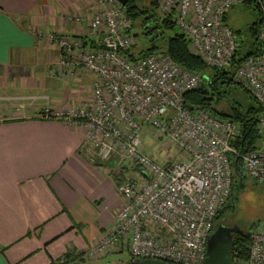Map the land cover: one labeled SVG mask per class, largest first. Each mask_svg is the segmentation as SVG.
<instances>
[{"label": "built area", "instance_id": "obj_1", "mask_svg": "<svg viewBox=\"0 0 264 264\" xmlns=\"http://www.w3.org/2000/svg\"><path fill=\"white\" fill-rule=\"evenodd\" d=\"M263 0H158V12L170 18L188 39V47L211 67L227 68L238 45L223 20L232 7ZM88 37L50 33L60 52L58 65L67 77L86 78V88L68 110L45 108L41 118L58 119L83 131L92 159L115 162L137 173L117 184L122 203L115 225L87 251L60 264H79L85 258L108 254L126 242L130 260L159 259L173 264H201L215 217L230 191L232 156H239L246 177L264 185V51L247 56L234 67L233 79L262 106L258 126L260 145L242 154L229 143L237 122L220 119L204 109H189L184 94L196 88L201 76L175 62L165 52L131 59L134 45L125 4L91 0ZM263 11V10H262ZM264 13V11H263ZM66 22H79L68 14ZM264 42V18L258 29ZM179 150L178 160L156 161L145 153L141 133ZM164 140V141H165ZM249 255L243 264H264V226L249 232Z\"/></svg>", "mask_w": 264, "mask_h": 264}, {"label": "crops", "instance_id": "obj_2", "mask_svg": "<svg viewBox=\"0 0 264 264\" xmlns=\"http://www.w3.org/2000/svg\"><path fill=\"white\" fill-rule=\"evenodd\" d=\"M91 12V0H0V264H60L115 225L122 200L114 174L120 168L92 159L82 129L40 117L45 108L73 107L87 83L62 73L48 35L92 43ZM68 14L82 19L66 22ZM131 172L124 176L134 177ZM129 259L120 241L108 254L79 264Z\"/></svg>", "mask_w": 264, "mask_h": 264}, {"label": "trees", "instance_id": "obj_3", "mask_svg": "<svg viewBox=\"0 0 264 264\" xmlns=\"http://www.w3.org/2000/svg\"><path fill=\"white\" fill-rule=\"evenodd\" d=\"M250 3H254L258 9V17L246 26L243 38L240 28L235 29L230 26L237 37L238 45L232 56L230 67L225 68V73L222 72L223 68L208 66L189 49L188 39L180 30H174L176 27L174 22L170 18L162 17L159 14L158 0H128L125 4L126 15L131 22V27L138 22L144 35L149 39V45L145 50L136 55L132 51V46L125 51V55L134 59L151 52H165L175 62L190 71L198 73L200 76L203 74L207 75L210 80L209 83L201 81L196 88L184 94L185 104L191 110L204 109L220 119H229L237 122L239 125L238 131L230 138L229 143L240 154L257 148L261 143L262 132L258 126V118L263 111L262 106L243 86L249 97L252 98V102L246 107L225 102L221 93L215 92V89L219 79H226L241 86L233 79L234 67L247 56L256 55L264 51V42L259 40L258 37V29L264 18V13L261 6L255 1H247L243 4ZM234 7L230 8L223 17L226 24H228L229 12ZM165 29L173 31L170 34H165ZM83 39L85 43L89 42L84 37ZM208 69L213 70L212 76L207 74ZM227 74H230V78H227ZM231 159L233 166L231 191L215 219L224 217L234 211L238 197L244 188V181L248 178L242 172L240 157L232 156ZM95 164L100 165L98 161ZM118 172L119 174H114L117 184L126 177L123 169H119ZM249 243V232L242 230L241 235L234 239L231 247L232 264H243L248 259ZM138 261L134 260L133 264H138Z\"/></svg>", "mask_w": 264, "mask_h": 264}, {"label": "rangeland", "instance_id": "obj_4", "mask_svg": "<svg viewBox=\"0 0 264 264\" xmlns=\"http://www.w3.org/2000/svg\"><path fill=\"white\" fill-rule=\"evenodd\" d=\"M258 17V9L254 3L237 5L229 12L228 25L237 29L240 28L241 36L244 37L246 26L252 23ZM177 26L174 30H177ZM179 30V29H178ZM152 31V30H151ZM173 30L165 29V34H170ZM131 33L134 35V45L132 51L137 55L145 50L149 45V39L144 35L138 22L131 27ZM207 74L212 76L213 70L208 69ZM230 74H227V78ZM86 88V85H83ZM215 92L221 93L223 100L228 103H235L246 107L252 102L247 92L242 86H239L226 79H219L216 83ZM145 153L151 155L156 161L162 163L166 160H178L180 158L179 150L173 143L167 140H161L147 134V129L141 133ZM165 140V141H164ZM114 165L115 162H112ZM137 178L136 172H131ZM226 225H235L243 231L250 232L264 226V185L257 183L252 178L244 181V188L240 193L233 212L224 217H219ZM127 258V252L122 256Z\"/></svg>", "mask_w": 264, "mask_h": 264}, {"label": "water", "instance_id": "obj_5", "mask_svg": "<svg viewBox=\"0 0 264 264\" xmlns=\"http://www.w3.org/2000/svg\"><path fill=\"white\" fill-rule=\"evenodd\" d=\"M122 4H126L128 0H119ZM262 10L264 11V0L262 1ZM225 68L222 72L225 73ZM201 81L209 83V77L205 74L201 75ZM242 233L240 228H227L222 222L218 224L216 229L209 235L206 243L205 257L201 264H232L231 247L234 240L230 233ZM138 264H173L159 259H141Z\"/></svg>", "mask_w": 264, "mask_h": 264}, {"label": "flooded vegetation", "instance_id": "obj_6", "mask_svg": "<svg viewBox=\"0 0 264 264\" xmlns=\"http://www.w3.org/2000/svg\"><path fill=\"white\" fill-rule=\"evenodd\" d=\"M220 222H222V224H223L225 227H227V228H231V227L239 228V227H237V226H235V225H231V226L226 225V224L223 223L222 219L216 218L215 221H214V225H213V228H212L211 233L216 229V227L218 226V224H219ZM230 234H231L233 240H234L236 237H238L239 235H241V233H239V232H235V233H232V232H231Z\"/></svg>", "mask_w": 264, "mask_h": 264}]
</instances>
